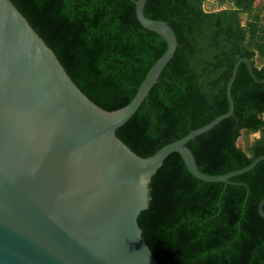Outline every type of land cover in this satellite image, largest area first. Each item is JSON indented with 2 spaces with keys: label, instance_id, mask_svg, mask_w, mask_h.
I'll return each instance as SVG.
<instances>
[{
  "label": "trees",
  "instance_id": "obj_1",
  "mask_svg": "<svg viewBox=\"0 0 264 264\" xmlns=\"http://www.w3.org/2000/svg\"><path fill=\"white\" fill-rule=\"evenodd\" d=\"M55 51L81 90L107 110L127 105L168 44L145 28L132 0H11ZM147 0L145 14L169 22L178 48L138 111L116 131L148 157L226 113L236 61L264 79V0ZM246 16L243 22V17ZM234 113L188 143L201 171L227 174L264 155V83L242 63ZM260 136L245 148L243 134ZM138 222L158 264H264V160L230 183L195 177L170 154L150 183Z\"/></svg>",
  "mask_w": 264,
  "mask_h": 264
},
{
  "label": "water",
  "instance_id": "obj_2",
  "mask_svg": "<svg viewBox=\"0 0 264 264\" xmlns=\"http://www.w3.org/2000/svg\"><path fill=\"white\" fill-rule=\"evenodd\" d=\"M139 22L161 35L166 52L125 106L107 110L71 78L55 51L11 0H0V264H158L138 217L149 207L150 183L165 159L182 155L207 182L230 183L239 170L201 171L188 143L234 113L232 87L242 63L264 83L249 58L234 65L229 110L151 156L133 151L116 133L140 108L174 57L179 42L169 22L145 14ZM264 218V199L259 204Z\"/></svg>",
  "mask_w": 264,
  "mask_h": 264
},
{
  "label": "rangeland",
  "instance_id": "obj_3",
  "mask_svg": "<svg viewBox=\"0 0 264 264\" xmlns=\"http://www.w3.org/2000/svg\"><path fill=\"white\" fill-rule=\"evenodd\" d=\"M231 2H222L221 0H208L205 3L206 10H218L220 8L230 7ZM264 15V14H263ZM246 16L243 17V22L245 21ZM260 136L259 132L251 133V134H243V136L238 140V144L245 148L249 142L254 141L256 138Z\"/></svg>",
  "mask_w": 264,
  "mask_h": 264
}]
</instances>
